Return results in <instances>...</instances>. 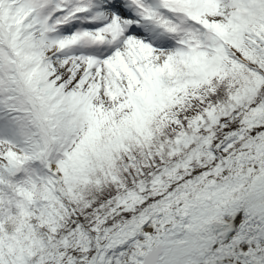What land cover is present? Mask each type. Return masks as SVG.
Masks as SVG:
<instances>
[{
    "label": "snow or ice",
    "instance_id": "obj_1",
    "mask_svg": "<svg viewBox=\"0 0 264 264\" xmlns=\"http://www.w3.org/2000/svg\"><path fill=\"white\" fill-rule=\"evenodd\" d=\"M0 264H264V0H0Z\"/></svg>",
    "mask_w": 264,
    "mask_h": 264
}]
</instances>
